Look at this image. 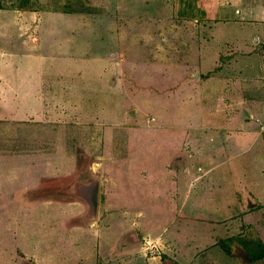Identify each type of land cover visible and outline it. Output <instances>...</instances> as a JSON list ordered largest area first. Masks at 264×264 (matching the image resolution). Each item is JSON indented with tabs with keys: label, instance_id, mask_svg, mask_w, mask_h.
<instances>
[{
	"label": "rangeland",
	"instance_id": "rangeland-1",
	"mask_svg": "<svg viewBox=\"0 0 264 264\" xmlns=\"http://www.w3.org/2000/svg\"><path fill=\"white\" fill-rule=\"evenodd\" d=\"M203 3L196 11L195 0H0V142L4 132H25L27 146L63 149L79 175L101 176L103 188L99 211L90 204L80 221L68 205L45 204L28 213L21 205L18 214L38 217L27 220L29 232L18 230L16 212L9 226L1 218L0 264L34 263L13 249L21 234L36 258L57 264H173L192 258L179 243L201 235L204 246L235 238L241 246L233 251L246 264H264V258L248 262L254 257L246 249L262 240L264 198L253 191V203L231 205L240 213L228 218L233 197L218 205L212 197L217 172L190 171L211 167L212 148L223 154L228 134L250 130L251 147L264 152V98H255L264 87L247 89L242 60L197 59L201 48L219 47L211 42V0ZM41 95L49 122L3 120L4 102L15 108L23 97L35 102ZM250 153L239 152L245 171L235 170L240 200L264 180L258 171L264 155ZM183 175L192 194L187 203ZM218 208L219 220L205 218ZM73 241L86 243L85 250L71 251Z\"/></svg>",
	"mask_w": 264,
	"mask_h": 264
},
{
	"label": "crops",
	"instance_id": "crops-1",
	"mask_svg": "<svg viewBox=\"0 0 264 264\" xmlns=\"http://www.w3.org/2000/svg\"><path fill=\"white\" fill-rule=\"evenodd\" d=\"M204 1L205 0H195L196 11H202V9L204 8ZM209 8L210 9L208 11H211L212 13L211 42H217L219 44V47H216V49L212 50L211 53L207 51L203 52L201 48L200 53L197 54V59L200 58L202 60H206L211 58L218 60H242V72L245 77H250V86L247 89L255 93L260 92L258 89L264 87V0H211ZM195 76H198V72H195ZM263 92L264 89L261 91L262 95L255 98H264ZM23 99L24 100L21 101L19 106L15 108H11L10 105L4 102L3 109H1V112H4L2 118L3 120L5 119V121L8 122V125L10 124V121H29L35 124L49 122V119H46L44 116V109L46 108V105L43 95L36 99L35 102L31 99V97L28 98V96L23 97ZM244 111L248 116L249 114L247 113V111ZM263 123L264 119L261 120V129L264 131ZM25 134V132H4L2 134L3 140L0 142V219L2 218L3 220V226H9L7 225V222L11 219H16L15 212L18 214V212L21 211V205H23L25 212L29 210H33L34 212L35 208H37L38 205L43 204L48 205L49 209H54V207H57L58 205L59 207L61 205H68L69 209H72L75 219H77V216H84V213L87 210L89 211V205H92L90 192L92 193L91 182L94 180H97L99 184V200L97 207L99 211L103 192V188L101 187V176H86L84 174L79 175L77 173L75 163L72 162V160L70 159V155L63 149H42L38 146L29 147L27 146L28 143L26 142L28 137L25 139V136H27ZM222 136L223 138H226L225 133ZM229 136L231 137L228 139V148H224L223 154L217 153V150H214V148H212V157L216 158V161H214L212 158L213 163L211 164L213 165L211 167L205 168L198 164L196 167L190 168V171L197 173V176L200 175V172H206L209 174H211V172L213 171L217 172L215 183H213L215 184V189H212V197L213 199H215L217 205L221 202H224L222 201L224 197L227 196L225 199L229 198V200H231V196L233 197L232 201L227 202L228 205L230 204L229 206H227V212H229L228 218L240 213L237 211L235 212L234 207L231 205L238 204L240 206V204L244 205L247 203H253L254 200L251 199L253 197V191L256 193V195L264 198V180H262V178V184L258 185L261 186V188L256 187L254 190H249V196H245L244 200L239 199V193H243L242 187H240V185L239 187L235 186L236 172L238 170H240L241 172L243 167L245 171V165L241 164V160L243 159L240 158L242 156L239 155V152L244 150L247 152H251L250 154H254V156L258 152L260 155L261 153L264 155L263 150L258 151V149L251 147V140L253 137H255L254 134L250 130H247L241 133L238 137L237 135H235L236 137H234L233 135L228 134V137ZM235 138L239 141H246L244 143L245 146L236 147L235 144L231 143V141H235ZM198 139L199 138L197 137V140ZM22 140H24V142ZM219 144L220 140H217L215 146L218 147ZM247 144L250 145L246 146ZM249 148L251 150L248 151ZM236 154L238 157H236ZM260 161L262 162V164L260 166L261 169H259L258 171H260V174L262 173L264 178V169H262L264 168V160ZM238 165H241L239 169L237 168ZM236 168L237 171H235ZM209 169H211V171H209ZM89 173L91 174V171H89ZM182 178L183 184H180V187L183 189L185 185V190L181 197V201L183 203H187L189 202V198L192 195L188 192V185L184 184V179H187L188 175H183ZM239 180H243L244 182L245 178L241 177ZM243 182L242 186H245ZM246 188L248 189L247 185ZM230 189H232L231 193L229 192ZM225 191H228L229 193L226 192V195H224ZM204 192L197 194V196L199 197L201 196V194L207 193ZM249 200L252 201L249 202ZM261 201L262 203H264L263 199ZM78 204H80L79 208L77 206ZM6 205H8V207ZM215 211L218 215H215ZM222 212L223 211H220L219 208L217 210L215 209L213 212L206 213L207 217L205 218L210 220H219V213ZM27 213L24 215L18 214V230L22 229L24 232L28 231V227L25 226L27 220H38V217L29 216ZM76 213H79V215H76ZM196 213L198 212L196 211L195 213L190 214ZM188 216L189 214L186 213L185 217L188 218ZM242 217H246V219H249V214L247 215V213H243ZM198 218L203 219L204 217ZM77 220L80 221L81 219ZM44 222L45 221H42L41 219V224H44ZM88 224L92 225L91 222H89ZM229 227L227 230H225L227 234L226 236H231L234 233H232L233 228H231L232 230H230ZM77 228L84 229L87 228V226L86 224H80L77 226ZM211 229L212 230L209 234H213L215 236V228ZM220 230L222 229L217 228V235L219 234ZM83 231L84 230H82V232ZM92 231L93 230H91L90 232L84 231V233L86 235H90L91 237V235H93ZM24 232L23 234L26 236V233ZM259 235L262 240L256 243L252 241V243H259L260 245H264V229H260ZM20 237L22 242H14V246L16 247L13 246V249L15 251H19L24 256H27V258H30V260H33V264H57L53 260L44 261L42 258H36L35 254H33L32 252L34 249H29L28 247L24 246V241L27 240L22 238V234ZM89 240L87 242H89L90 244L92 242V239ZM201 240L202 235L200 237H197V239L194 241L188 242V240L183 239L179 244L182 248H185V250L187 249V251L193 252L192 258H179L178 261L172 263L246 264V262L242 259V255H237L233 251V248L237 244H235V238H233V242L231 244L226 246L223 244V240L221 239H219L220 241L218 239L212 241L207 246L199 244L198 241ZM227 241H231V239ZM4 243L6 244V242ZM85 244H81L78 241H73L71 251H84L86 248ZM237 245L241 246L239 244ZM91 246L93 247L92 243ZM5 247V249H7V245ZM115 248L117 249V251H121L123 248L130 249V247L122 248V246L118 245ZM91 252H93V250ZM262 258L264 257L251 259L248 262H252L254 260L258 261ZM90 262L91 261H85L84 264H91ZM166 262L161 261L156 263H143L142 261L122 260L117 262L116 264H168ZM169 263L171 264V261ZM70 264H77V262L73 261Z\"/></svg>",
	"mask_w": 264,
	"mask_h": 264
},
{
	"label": "water",
	"instance_id": "water-1",
	"mask_svg": "<svg viewBox=\"0 0 264 264\" xmlns=\"http://www.w3.org/2000/svg\"><path fill=\"white\" fill-rule=\"evenodd\" d=\"M91 187H92V193L91 194V203L93 205L94 208H96L98 206V192H99V184L97 180H94L91 182Z\"/></svg>",
	"mask_w": 264,
	"mask_h": 264
},
{
	"label": "trees",
	"instance_id": "trees-1",
	"mask_svg": "<svg viewBox=\"0 0 264 264\" xmlns=\"http://www.w3.org/2000/svg\"><path fill=\"white\" fill-rule=\"evenodd\" d=\"M1 7V5H0ZM252 249L246 248L248 252H251L253 254L252 259L261 258L264 257V245L258 244H252Z\"/></svg>",
	"mask_w": 264,
	"mask_h": 264
},
{
	"label": "built area",
	"instance_id": "built-area-1",
	"mask_svg": "<svg viewBox=\"0 0 264 264\" xmlns=\"http://www.w3.org/2000/svg\"><path fill=\"white\" fill-rule=\"evenodd\" d=\"M263 128H264V123H263Z\"/></svg>",
	"mask_w": 264,
	"mask_h": 264
}]
</instances>
